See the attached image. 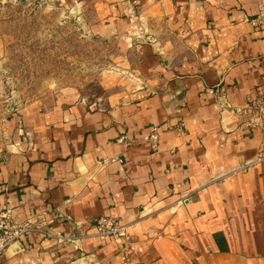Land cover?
<instances>
[{
    "label": "crops",
    "instance_id": "1",
    "mask_svg": "<svg viewBox=\"0 0 264 264\" xmlns=\"http://www.w3.org/2000/svg\"><path fill=\"white\" fill-rule=\"evenodd\" d=\"M61 1L115 54L19 105L0 64V212L36 228L4 264H264V0Z\"/></svg>",
    "mask_w": 264,
    "mask_h": 264
},
{
    "label": "rangeland",
    "instance_id": "2",
    "mask_svg": "<svg viewBox=\"0 0 264 264\" xmlns=\"http://www.w3.org/2000/svg\"><path fill=\"white\" fill-rule=\"evenodd\" d=\"M88 23L61 0H0V64L16 105L69 87L103 94L115 52Z\"/></svg>",
    "mask_w": 264,
    "mask_h": 264
},
{
    "label": "built area",
    "instance_id": "3",
    "mask_svg": "<svg viewBox=\"0 0 264 264\" xmlns=\"http://www.w3.org/2000/svg\"><path fill=\"white\" fill-rule=\"evenodd\" d=\"M256 25V22L253 23ZM257 105L259 112H264V97L253 100L252 105ZM240 114L244 113V109H237ZM122 141V140H121ZM149 142L151 148L155 151L159 146L158 128H153ZM258 161H264V149L261 150ZM94 228L101 238H112L121 245L124 257L129 251L131 243V226L123 224L111 217H99L95 220ZM32 221L18 223L15 221L10 210H2L0 212V264H4L3 257L6 251L12 246H17L18 250H23L22 239L31 230H35Z\"/></svg>",
    "mask_w": 264,
    "mask_h": 264
}]
</instances>
